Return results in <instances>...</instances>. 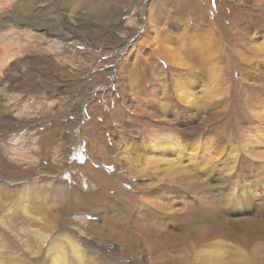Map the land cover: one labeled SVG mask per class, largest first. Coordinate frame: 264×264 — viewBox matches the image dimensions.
Listing matches in <instances>:
<instances>
[{"label": "rangeland", "instance_id": "1", "mask_svg": "<svg viewBox=\"0 0 264 264\" xmlns=\"http://www.w3.org/2000/svg\"><path fill=\"white\" fill-rule=\"evenodd\" d=\"M23 2L0 0V209L5 201L21 210L28 197L33 206L35 196L61 203L57 192L98 206L105 197L125 205L98 214L68 207L55 236L91 223L98 229L106 219L113 231H105L116 233L89 231L85 247L98 258L115 252L108 264H157L155 252L171 253L173 241L195 249L189 264L213 245L228 253L226 264H264V139L253 148L264 129V0H97L106 7L102 23L87 6L73 10L79 0H35L29 10ZM45 17L54 28L40 23ZM182 90L196 102L181 99ZM158 143L167 148L156 150ZM147 156L154 164L145 167ZM161 156L166 162L157 164ZM174 170L175 179L166 177ZM158 191L169 218L197 208L196 240L186 225L147 243L151 232L138 226L152 212L138 208L151 207ZM211 194L220 206L214 218L233 221L205 241ZM242 199L244 208L235 205ZM237 236L250 237L258 256L236 249ZM8 237L0 224V249L6 238L17 247ZM227 237L228 246L218 243Z\"/></svg>", "mask_w": 264, "mask_h": 264}, {"label": "bare ground", "instance_id": "2", "mask_svg": "<svg viewBox=\"0 0 264 264\" xmlns=\"http://www.w3.org/2000/svg\"><path fill=\"white\" fill-rule=\"evenodd\" d=\"M34 1L35 0H24L23 6L27 7V9L29 10L30 5L33 4ZM79 1H80V4H76V6H74L73 10H76V8L82 9V7L84 8L85 6H87V7H89V11H90V12L88 11L89 15L92 16L93 18H97L96 16H99L101 18V19L100 18L98 19L99 22L100 23L103 22L101 16H102V12L106 8L104 4L99 3L96 5L94 2H96L97 0H79ZM74 3H75V1H74ZM62 5H64V3ZM73 5L74 4H71V3L70 4L65 3V6L66 7L68 6L69 9L72 8ZM39 7H43V6H39ZM79 18L81 20H84L82 17H79ZM43 19L44 18H42V20L40 19L41 20L40 23L42 25L44 24L50 28L55 27V25L50 20V18L44 19L45 21ZM119 20L120 19L118 18L117 14H116V15L111 16L110 22L112 24H115V23H118ZM97 23H98V21H97ZM58 44L59 43L57 42L56 46ZM179 97L181 99L187 101V102H190V103H193L195 101L193 99V96L191 95V93H188L185 90H182L180 92ZM259 133H257V134H259L257 137L260 140H258L254 143V144H256L258 142L256 144V146H253L254 149H259V145H260V147H263V144L259 141H261V138L264 139V129L259 131ZM255 138H256V136H255ZM215 142H216V145L218 144L217 146L219 147L220 143L222 144L223 140H222V138L219 137V138H215ZM167 143H158V145H156L157 146L156 150L157 149L165 150L167 148ZM180 144L181 143L176 144L174 141L171 142V145L176 149V151L183 150V149L179 148ZM203 145H205V144H203ZM183 146L184 145H182V147ZM152 151H154V148L152 149ZM166 152H169V151L167 150ZM178 153H181V152H177V154ZM257 154H260V152H258ZM262 156H264V155H262ZM164 157L165 156H161L160 158H157V164L161 163V162H163V163L166 162ZM201 161H203V160H201ZM149 164H151V165L154 164V160L151 159V156H147V158L145 159V163H144L145 167L149 166ZM194 165H195V163H194ZM175 171L176 170H174L172 172L170 171L169 173H166V177L169 175L170 176L172 175L173 179H175L176 178V172ZM174 184H175L174 181H171V183L169 185L174 186ZM110 185L111 184L106 185V188L108 187L109 189H111V187H114L115 188L114 191L118 188L117 185H115V186H112V185L110 186ZM175 187H176V185H175ZM190 188L195 189L196 186H194V184H193ZM99 190H101V189H99ZM249 190H248V193H249ZM50 191H53L54 193L56 191H59L58 186H56V188H53V190L50 189ZM169 192L175 196L182 195V193H180L181 191H179V190H177V191L172 190ZM257 192H256V195H257ZM156 193L154 192L152 194L153 196H155L157 198H155V201H153L151 203V207H149L147 205V206H140L138 208L139 211H141L142 213L146 208L148 209L149 213H150V211L152 212L151 214L145 215L144 219L142 220L143 223H140L138 226L140 231H146V233H147V231H149V233L151 232V236H149V237L146 236V238H145L147 240V243L149 240H152L153 238H154L153 241L154 242L157 241V243H158L165 235L168 234V230H171V231H173L175 229L181 230V229H184L186 227V225H191V228L193 229L192 233L189 234L190 239L195 238V240H196V237H195L196 225H194V224L199 222V220H196V209L197 208H188L187 209L188 210L187 211L188 216H186V217H185V215H183V212H184L183 210H181V209L180 210L179 209L174 210L176 215L171 214V216H170L171 218H169V215L165 216L163 213V211L165 209H167V207H168V204L163 205V202H162L164 199H166V194H164V196L162 197L160 195L161 194L160 191H158ZM218 193H220V192H218ZM57 194L61 198H63V202L53 203V204H47V203L45 204L44 202L43 203L40 202L39 198L37 196H35V198H33V203H32L33 206H29L30 198L28 197L27 201H24L23 203L18 204L19 208L21 209L18 211L13 210V208L11 207L12 202L10 203V202L3 201L2 205H1L2 208L0 209V214H2V215H0V224L3 228H5L6 232L8 233V235H9L8 238H11L12 239L11 242H15L17 244V247H15L13 245V243H10V241H8L6 238L5 248L0 249V264H108L109 263L108 258L115 256L114 255L115 252H108L107 251L103 254V255H107V258H101V257L98 258L97 255H100L101 253H98V252H95L96 254L92 253L90 250L86 249V247H85V245H86L85 242L87 241L86 236H89V234H88L89 231H90V233H92L96 237L97 236L102 237V234H104L107 239H109L110 237H112V235H114V233H116V232H114V233L112 232L113 229L110 228L111 224L109 223V225H108L106 223V219H105V223L103 224V225L107 224L105 226V229L101 228V226H103V225H99L100 227L98 229L93 228L94 224L92 225V223H91V225H90L91 228L88 231L83 229L81 226H78V228L76 229V233H74V234L64 233L65 232L64 231L63 234H59V235L55 236L54 231L57 229V227L62 225V224H60L61 221L63 222V220H62L63 215L60 216L58 214L66 213L69 210L68 207H73L76 211H78L80 209L82 211V209H84V210H89L93 213L95 212L98 214L99 209H101L102 212L107 213L110 209H113V208H115V210H117L118 206H115V204H113L111 202H106L107 199L105 197L99 198L101 200V202H100V206H98L97 204H95L93 202L92 197H79L78 193H75L74 196L72 195L73 197H71V195L69 197V195H66V193L57 192ZM249 195H250V193H249ZM211 196H212V194H211ZM217 197H218V195H217ZM209 200L210 201L207 203V205H205V207L207 208L209 213H207L205 215L202 214V215L205 216L206 220L212 224L208 225V223H207L206 224L207 229H205L206 228V227L204 228L205 224L203 225V224L199 223L200 227H203L205 229V231L203 230L204 236H201V239H203L205 241H207L208 238L210 240H213L214 236L217 235L216 231H218V230H215L216 228L220 229V227H222V224H224V223L228 224V223H231V221H233L232 218L228 219L229 215L227 216L226 214L220 216L219 220H217V218L215 219L214 215H217L215 213L218 212L220 206L218 204H216L217 202L214 201V194L212 197H210ZM242 201L243 202L239 204V202L237 200L239 205H237V204H235V205L238 207L242 206L244 208V206L242 205L244 203V200L242 199ZM124 205L125 204L119 205L118 209L121 211L122 206H124ZM40 206H43V207L41 208ZM245 206L247 207V205H245ZM132 210H133V208H132ZM51 212H54L56 214V216H53L51 214ZM162 213H163V215H162ZM239 213L240 212H237V211L236 212L235 211L230 212V214L232 216L239 215ZM200 215H201V213H200ZM111 216H113V215H111ZM164 216H165V218H164ZM197 217H199V216H197ZM205 217H203V218H205ZM124 218L127 219V217H124ZM18 220H20V222H17ZM57 221L59 224H57ZM123 221L125 222V220H123ZM165 221H167L168 223L171 222V225H169L168 223L166 224ZM244 221L246 222V220H243L242 222H244ZM251 225H253V224H251ZM107 229H112V231L106 232L105 230H107ZM103 231H105V232H103ZM215 233H216V235H215ZM244 237L245 236H237V239L235 240L236 249L241 248V249L247 250L250 248L251 242L253 243V240H250L249 239L250 237L249 238L248 237L244 238ZM130 241H132V240H130ZM191 242L193 243V245H195V243H196L195 241H191ZM129 243H131V242H129ZM149 243H150V241H149ZM175 243L176 242L173 241L174 245L172 247L171 253H167V252L163 251V252H160L158 254V252H155L157 254L155 257L156 258L155 260H159V262H157V264H189L188 261L192 256H194V254L192 255V251H195V249L187 244L189 250H185V249L178 247L180 245L176 246ZM218 243H220L223 247L228 246V244H227L228 243V237L224 238L222 241L219 240ZM132 244H133V242H132ZM159 245H160V243H159ZM136 246H138V245L136 244ZM125 247H126V245H125ZM212 247H214V250L212 249L213 251H207V248H205L206 251L202 252L203 254H201V253L199 254V258H198L200 261L199 264H205V262H207L208 264H226V262L224 261L225 260V254L228 255V253H224L225 252L224 249H223V251H221V250L217 249L214 245L211 246L210 248H212ZM5 249L8 251L5 252ZM13 249L16 251V253H14L12 251ZM250 250L251 251H249V254H252L253 256H256V257L258 256V251L255 248H254V251L251 248H250ZM126 251H129V249H127V250L124 249L123 253H125ZM152 253H154V252H152ZM139 262H140V260H139Z\"/></svg>", "mask_w": 264, "mask_h": 264}]
</instances>
